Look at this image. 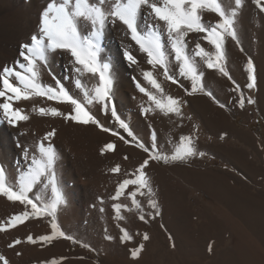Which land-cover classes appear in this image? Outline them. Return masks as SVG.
Segmentation results:
<instances>
[{"label":"rangeland","instance_id":"obj_1","mask_svg":"<svg viewBox=\"0 0 264 264\" xmlns=\"http://www.w3.org/2000/svg\"><path fill=\"white\" fill-rule=\"evenodd\" d=\"M223 5L231 9L234 0H223ZM206 14L205 22L214 23L219 19L214 13ZM234 26L237 39H225L221 61L229 75L209 69L211 75L201 77L202 90L192 92L191 80L180 75L173 57L169 58L168 69L177 83L166 79L162 68L144 65L147 71L153 72L162 93L144 78L143 71L137 74L136 79L132 75L127 81V85L131 84L130 87L137 92L139 88L135 87L139 82L141 87L164 103L168 96L179 100V115L166 114V109L157 110L148 96L145 98L152 105L149 109L154 107L155 110L156 107V110L146 113V107H136L139 98L130 92L118 107L117 95L122 87L116 83H123V80L117 76L113 78L112 102L135 139L119 127L111 111L105 112L101 103L89 105L83 94L74 96L81 99L90 114L111 131H102L91 124L85 129L84 138L76 136V140H60L55 130V135L45 140L46 146L51 143L56 151V164L51 171L63 202L56 209L55 222L65 236L57 235L51 242H29L28 235L34 238L51 235L53 221L50 215H30L23 223L17 224H25L22 228L24 234L0 231V255L9 264H264V11L255 0H241V5L236 7ZM203 35L189 33L186 38L189 54L197 42L214 53V47L205 45ZM163 40L165 43L166 37ZM249 59L255 76L252 88L247 87L251 83L247 68ZM83 73L92 80L91 75ZM167 80L172 85L171 89L165 85ZM218 83L222 86L219 87ZM89 88L87 90H92L91 86ZM241 96L248 112H240L237 121L247 126L249 120L242 115L258 117L256 124L251 121L260 140H250L246 144L235 140L218 143L219 130L231 132L232 125L229 124L235 122V103L241 106ZM249 100L253 102L249 103ZM59 105L61 113L72 112L69 103L61 102ZM222 112L230 117L222 121ZM61 119L69 121L64 115ZM45 125L50 126L49 123ZM29 126L30 135L27 136L30 139L25 142L31 148L38 147L36 140L31 139L35 127ZM113 132L119 135H113ZM153 133L156 147L162 154L171 157L183 146L181 137H191L197 154L168 163L150 161L145 171L152 192L129 184L122 195L113 199L118 185L125 179H135L139 165L148 158V153L138 148L136 142L151 148ZM87 137L90 138V152L85 149ZM72 141L76 147L74 153L66 144L72 145ZM109 143L114 144V149L105 148ZM201 152L204 155H199ZM70 165L76 171L73 183L67 175ZM116 165L120 166L119 171H111ZM6 182L13 185L8 178ZM51 190L49 178L45 175L28 195L34 202L40 197V206L43 207L55 198ZM132 192H136L139 208L132 204ZM149 200H154L157 207L153 208ZM10 204L14 206L15 215L32 211L30 205H15V201H10ZM114 204L127 205L119 213L123 219L118 218ZM45 218L48 219L46 226L42 225ZM122 230H127L132 239H122ZM145 234L147 240L144 239ZM109 236L112 239H108ZM17 239L20 243L9 247ZM141 244L143 249L138 257H132L131 252Z\"/></svg>","mask_w":264,"mask_h":264},{"label":"snow or ice","instance_id":"obj_2","mask_svg":"<svg viewBox=\"0 0 264 264\" xmlns=\"http://www.w3.org/2000/svg\"><path fill=\"white\" fill-rule=\"evenodd\" d=\"M255 3L264 11V4L261 0H255ZM241 5V0H234V7L231 9L223 5V0H48L46 6L42 9L39 16V26L35 34L31 35L28 42L21 45L19 55L26 63H20L19 67L24 72L16 71L12 67L5 66L0 71V97L5 98L0 103V119L6 120L9 125L17 126L21 121H27L29 116L23 113L19 107H13L10 101L29 100L33 96L46 97L51 101L66 102L73 106V112L67 114L61 113L55 107H40L41 115L61 116L64 115L66 120H71L82 124H95L102 131H111L105 128L100 122L90 114L85 107V103L81 99L75 98L68 90L56 80L57 87L44 85L39 82L40 67H47L48 57L57 50H64L69 53L70 61L73 63L74 69L78 74L83 72L97 76L99 82L92 90H85L83 98L87 104L94 102L101 103L105 112L111 111V115L116 119L119 127L124 129L129 136L135 139L129 125L125 120L117 114L114 103L112 102V87L114 83L112 74V64L108 60H101V42L105 31L109 26L115 27L117 23L124 26L125 35L130 36L131 40L139 47V50L146 54L147 63L153 68L159 67L163 69L165 78L177 83L178 81L169 74L168 64L169 58L173 57L179 67L181 76L189 78L192 82V92L198 89L202 90L200 83L202 72L196 58L203 61L209 69H217L222 75L228 76V72L222 65L223 60V44L227 37L233 40L237 39V33L234 26L236 17V7ZM214 13L219 19L214 23L205 22L204 14ZM143 16L145 20L151 19V24H145L142 29L138 23ZM83 30V31H82ZM189 33H202V39L207 41L214 47V53L207 51L200 43H195L192 54L187 51V37ZM170 44L171 51L165 50L164 40ZM123 56L130 64H137L135 56L132 54L130 47L123 50ZM249 71V80L251 83L248 88L255 86V76L253 73V63L251 59L247 62ZM50 71V70H49ZM51 74V73H50ZM144 78L159 92H163L161 85L157 82L152 71H143ZM14 77L17 83L10 82V78ZM230 78V77H229ZM76 86L82 87L81 80H76ZM140 92L145 93L150 101L160 109H166L167 113L180 114V101L168 96L167 102H162L152 92H147L141 87L139 82L136 84ZM187 91V90H186ZM11 93L12 95H8ZM212 95L211 92L208 93ZM243 96H241L240 104L243 106ZM253 101L249 100V103ZM150 109L145 108L147 113ZM113 135L119 133L113 132ZM55 135L52 130L45 135V140H50ZM120 139H124L120 136ZM155 134L153 133L151 148L146 147L144 143L137 141L136 146L148 153V158L143 160L136 170L138 175L135 179H125L117 187L116 196L118 198L123 194V190L129 185H138L139 188H146L149 193L152 192L150 180L146 174V167L150 161L163 160L165 163L176 160H183L187 157L197 154L191 137H181L183 146L178 148L171 157L162 154L156 147ZM127 142V141H126ZM114 144L105 145L108 150L114 149ZM25 156L28 155L27 149H23ZM103 151V149H102ZM40 157L35 155L31 159V168L27 174H22L18 185H10L6 182V169L0 164V195H3L10 201H19L22 204L31 206V213L25 211L20 214L13 215L6 222L8 227H15L18 223H23L30 215L41 216L50 215L53 217L51 235H41L34 238L32 235L27 236V240L36 243L37 240L51 242L57 235L65 236L59 231L55 222V212L59 204L63 202L62 193L59 191L53 172L51 171L56 160L55 148L49 143L47 146L43 142L39 144ZM204 155V153H199ZM127 158V157H125ZM119 165L111 169L113 172L119 171ZM47 175L52 192L55 198L51 203L40 206V197L36 198V202L29 198L33 186ZM139 188L137 191H139ZM132 204L139 208V201L135 199L136 192L130 193ZM149 204L156 208V202L149 200ZM119 219L122 207L127 205L114 204ZM143 220V215L140 216ZM5 230V225L0 224V231ZM122 239L130 240L132 237L127 230H122ZM72 239L71 237H65ZM112 239V237H108ZM147 240V234L144 235ZM20 240H15L9 247L19 244ZM143 249L141 244L137 249L131 252L132 257H138ZM2 264H9V261L0 255Z\"/></svg>","mask_w":264,"mask_h":264},{"label":"bare ground","instance_id":"obj_3","mask_svg":"<svg viewBox=\"0 0 264 264\" xmlns=\"http://www.w3.org/2000/svg\"><path fill=\"white\" fill-rule=\"evenodd\" d=\"M47 2L48 0H0V71H2L3 67L5 66L12 67L16 71L20 72L25 71L24 69H21L19 67V64L17 63V61H19L20 63H26V61H24L23 58L19 55L21 45L28 42L31 35L37 32L40 12L46 6ZM138 23L143 29L145 27V24H151L152 20L150 18L145 20V18L141 16ZM204 43L208 47H213L207 41H204ZM164 46L166 51H169L171 49L170 44L167 41L164 43ZM101 47V60L110 61L112 64L113 78L117 76L123 80V83H116V85H118L120 88L122 87L121 92L117 95L118 107H121L122 99L128 95V92L132 93V95L134 96L136 94V98H139V104L136 107H151V103L149 104V102L151 101L148 99V102V100L146 99L147 95L145 93L140 94V90L138 92L134 91V88L130 87V83V85H127V81H129L132 75H135L134 78L136 79L137 74L140 75L142 71H147L146 66L144 68V65H151L147 63L146 54L139 50V47L135 44L134 41L131 40L130 36L125 35L124 26L119 23H117L115 27L109 26L105 31L104 37L101 42ZM126 47H130L132 54L137 60V64H130L123 56V50ZM196 62L199 66V71L202 72L203 75H211L209 73V68L206 67L202 60L196 58ZM88 74L89 76L91 75L90 73ZM53 75L55 76L56 80H59L60 83L65 87V89L68 90V92L73 96H75L76 94H83L85 90L90 89L89 86L94 89L99 82L98 75H91L92 80L90 81L89 77L84 76V73L78 74L74 69L73 63L70 61L69 53L64 50H57L56 52L49 55L47 67H40L39 82L44 85L57 87L56 83L54 82ZM49 76H51L52 78H50ZM77 79L81 80L82 87L78 88L76 86L75 82ZM10 82L17 83L14 77L10 78ZM166 82L167 83L165 85L167 86V88L171 89L172 85L171 83H169L170 81L167 80ZM219 83H221V81H219ZM219 83V87L222 86V83ZM223 84H225V82H223ZM216 85L217 84H215V86ZM0 88H2V82H0ZM123 89H125V91ZM8 95L12 94L9 93ZM4 101L5 98L0 97V103H3ZM10 103L13 107L21 108L23 110V113L29 116V119L27 121H21L17 126L9 125L6 120L0 119V164H2L6 168V179L8 178L13 185H18L21 175L27 174L29 172L32 166V156L35 155L37 158L40 157L39 144L41 142L45 144L46 133L52 130H56L58 138L60 140H76V138H84V136H86L84 132L85 129L91 126V123L82 124L71 120L65 121L61 119V116L41 115L39 113L40 107H57V109L59 110L61 107L59 103L61 102L56 103L54 101L47 100V98H41L40 96H33L27 101L13 100L10 101ZM69 108L73 112V106L70 105ZM153 108L151 110L154 112L156 110V107L155 110H153ZM88 111L90 110L88 109ZM222 121H224L223 118ZM45 123H49L50 126L48 127L47 125H45ZM29 125H33L35 127V130L33 129L35 133L32 135L31 139L36 140V145L38 147L31 148L27 146L25 142V140L30 139L27 136V134L30 133ZM232 128L234 127L232 126ZM85 140L88 141L90 140V138L87 137L85 138ZM66 144L69 146L68 149L74 153L76 147L73 141L72 145L69 143ZM36 148L37 150H35ZM23 149H27V156H25V154H22L24 153ZM85 149L86 151L89 150V141L87 142V145H85ZM88 155L89 154H87V156ZM59 163L60 162H58V164ZM85 165L86 164H84V167ZM67 169L69 170L67 171L68 180L73 183L76 171L71 165ZM15 205H22V203H20L19 201H15ZM13 215H15L14 206L10 204V200L0 195V224L5 225V230L3 231H8L7 233H10L9 231H15L17 233L24 234L25 231L22 228L25 224L17 225V227H8L6 225V222ZM47 223L48 219H43L42 225L46 226ZM23 248L25 249V247Z\"/></svg>","mask_w":264,"mask_h":264},{"label":"crops","instance_id":"obj_4","mask_svg":"<svg viewBox=\"0 0 264 264\" xmlns=\"http://www.w3.org/2000/svg\"><path fill=\"white\" fill-rule=\"evenodd\" d=\"M237 91H238V88L237 86H235V94L237 95ZM235 95V96H236ZM248 109L243 105V106H238L236 103H235V122L234 124H232V126L234 128H232L231 126V132H228L226 130H219L218 131V134H217V137H218V140L217 142L218 143H225L227 142V140H235V142H243V143H247L249 142L250 140H260L257 135L254 133L255 130L253 129V122L251 120H254L255 121V124L258 120V117H255V116H244L242 115L243 117L245 118H248L249 122H248V125H240L237 121V117L239 116L240 112L242 113H246L247 114V111ZM230 116L226 115L224 112H222V114L220 115V119H225V118H229Z\"/></svg>","mask_w":264,"mask_h":264}]
</instances>
